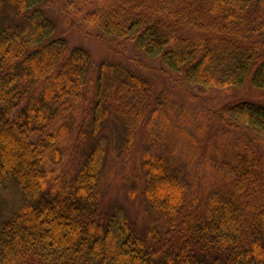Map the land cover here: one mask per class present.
<instances>
[{"label": "trees", "instance_id": "16d2710c", "mask_svg": "<svg viewBox=\"0 0 264 264\" xmlns=\"http://www.w3.org/2000/svg\"><path fill=\"white\" fill-rule=\"evenodd\" d=\"M44 1L0 0V188L17 186L21 199L18 211L0 216V264H213L211 256L215 264H264V100L236 98L209 111L240 135L214 137L211 185L193 194L177 161L152 149L164 95L148 107L149 79L122 61L100 62L90 78V52L54 36ZM91 2L59 0L98 37L158 57L177 87L249 81L264 89V0ZM62 113L67 123L51 125ZM108 121L121 129L118 148L146 126L140 194L156 222L145 230L122 206L100 205L102 140L69 176L57 174L69 128L90 139ZM197 253L209 262L196 263Z\"/></svg>", "mask_w": 264, "mask_h": 264}, {"label": "rangeland", "instance_id": "374dc122", "mask_svg": "<svg viewBox=\"0 0 264 264\" xmlns=\"http://www.w3.org/2000/svg\"><path fill=\"white\" fill-rule=\"evenodd\" d=\"M112 1L93 0L90 7L101 8ZM44 7L54 20V36L65 38L70 47L80 45L90 52L91 65L88 73L90 78L94 79L100 62L122 61L130 64L140 75L149 79L151 98L148 107H153L157 96L164 95L166 101L164 113L159 115L154 128L150 131L153 134L151 139L154 134L159 136L152 149L163 150L177 161L183 176L191 183L193 194L207 190L212 182L210 179L212 160L219 159L215 147L211 146L214 145V137L225 138L230 142L233 137L240 135L238 130L225 131V126L209 111L236 98L264 100V89L255 88L249 81L244 82L240 87H214L203 90L187 85L181 89L173 83L167 73L163 72L162 63L158 57H145L130 42H118L107 37H98L95 26L84 23L81 15L77 13L67 15L62 12L59 0H45ZM135 60L140 61L144 66L140 69L133 66ZM193 94L197 98H193L191 96ZM149 109L147 108L144 113L143 124L149 116ZM66 113L53 118L51 125L67 123L69 115ZM79 115V113L74 114L76 119L81 120ZM143 124L138 129L132 145H123V148H118L120 127L113 126L109 121L102 124L96 136L90 139L79 138L76 130L69 128V131L62 136L64 153L58 163L57 174L69 176L83 155L82 153L88 150V146L95 141L102 140L105 151L101 159L100 205L104 210L115 205L122 206L139 227L145 230L153 224V220L155 222L156 220L146 210L140 194L142 184L140 161L148 148L142 140V134L146 130ZM178 128L183 132L180 133ZM86 130L90 131L91 127H87ZM177 137H183V139L178 140ZM19 194L17 186L12 184L0 188V216H6L20 209ZM195 259L196 263L209 262L210 257L207 258L204 254L197 253ZM216 261V258L211 256L210 262L215 264Z\"/></svg>", "mask_w": 264, "mask_h": 264}]
</instances>
